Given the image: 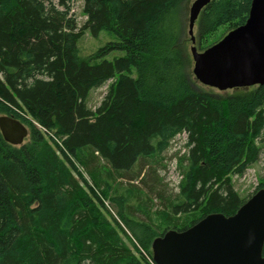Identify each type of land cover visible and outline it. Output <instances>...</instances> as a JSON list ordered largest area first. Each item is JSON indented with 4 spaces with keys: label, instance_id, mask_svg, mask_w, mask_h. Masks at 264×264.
Wrapping results in <instances>:
<instances>
[{
    "label": "trees",
    "instance_id": "1",
    "mask_svg": "<svg viewBox=\"0 0 264 264\" xmlns=\"http://www.w3.org/2000/svg\"><path fill=\"white\" fill-rule=\"evenodd\" d=\"M71 1L0 0V116L28 129L19 147L0 134V264H150L155 238L231 216L251 196L230 176L259 158L264 85L224 97L194 86L182 44L191 0H81V29ZM250 4L212 0L199 51L244 24ZM82 30L114 41L82 56ZM107 82L92 111L89 92ZM179 134L188 152L170 202L153 165ZM153 197L169 210L164 227L150 217Z\"/></svg>",
    "mask_w": 264,
    "mask_h": 264
},
{
    "label": "water",
    "instance_id": "2",
    "mask_svg": "<svg viewBox=\"0 0 264 264\" xmlns=\"http://www.w3.org/2000/svg\"><path fill=\"white\" fill-rule=\"evenodd\" d=\"M212 0H193L188 13L192 75L202 86L227 91L264 85V0H251L244 24L199 51L193 28ZM4 142L19 147L28 129L0 116ZM264 188L231 216L209 214L183 231L169 230L151 243L153 264H264Z\"/></svg>",
    "mask_w": 264,
    "mask_h": 264
},
{
    "label": "rangeland",
    "instance_id": "3",
    "mask_svg": "<svg viewBox=\"0 0 264 264\" xmlns=\"http://www.w3.org/2000/svg\"><path fill=\"white\" fill-rule=\"evenodd\" d=\"M193 0H191L185 7H184V18L182 23V44L183 46H186L188 54H190V37L188 35V13H189V6ZM70 7V14L75 19L77 24V29H81L83 27V24L86 21V17L82 13V2L81 0H72L69 4ZM197 23L198 20L195 23V26L193 28V36L195 37L196 43L195 46L197 49L199 48L197 45ZM224 31V29H221L219 31V34H221ZM114 41V37L107 35L106 33H100L98 37H93L88 31L82 30L80 31V37L77 42V48L82 56H89L95 54L101 47H103L106 43ZM119 54H112L108 57L109 60H112L114 57H117ZM192 68H193V62L191 59V66L188 70V74L191 78V81L193 82L194 86L196 88L205 91V92H211L216 95H219L221 97L228 96L232 93L233 90H227V91H217L216 89H212L209 87L202 86L199 84L192 75ZM110 82H107L103 87L98 89H93L89 92L88 98H87V107L94 111L102 102L104 99L108 85ZM31 120V119H30ZM34 124V122L32 121ZM35 125V124H34ZM26 140V139H25ZM24 140V142H25ZM258 145L260 147V155L256 163L252 164L247 168L245 173L242 176H236L232 175L230 176V180L233 183V189L237 193V195L241 199H247L250 195L254 193L256 188L259 185L264 186V134L262 138L259 139ZM188 149L186 148V139L184 134H179L176 136L169 144L168 149L159 157L158 160L153 165V168L155 169V177L157 180L156 186L159 189L160 195L163 196L165 199L170 202L176 199L178 195V184L181 179L180 174V165H182V162L185 161L187 157ZM89 176L87 177V179ZM89 184L93 185V182L88 180ZM125 185V183H123ZM134 184H137L135 182ZM123 185V186H124ZM126 189V185H125ZM110 194H108L109 198ZM106 201H108L106 199ZM162 202V201H161ZM159 200H154L150 205V217L154 220L155 225H163L164 224V217L162 216L163 212L167 213L169 210L164 209V206L162 205ZM111 205H109L110 207ZM113 212L114 208L111 209ZM158 212V214H157ZM138 217V215H136ZM179 222H184V219L182 216L179 218ZM164 227V226H162ZM162 230V228H161ZM145 256V255H143ZM146 261L148 260L145 256Z\"/></svg>",
    "mask_w": 264,
    "mask_h": 264
},
{
    "label": "built area",
    "instance_id": "4",
    "mask_svg": "<svg viewBox=\"0 0 264 264\" xmlns=\"http://www.w3.org/2000/svg\"><path fill=\"white\" fill-rule=\"evenodd\" d=\"M84 177H85V176H84ZM147 259H148V262H149L150 264H153L151 258L147 257Z\"/></svg>",
    "mask_w": 264,
    "mask_h": 264
}]
</instances>
